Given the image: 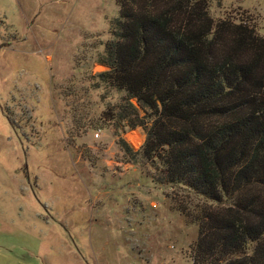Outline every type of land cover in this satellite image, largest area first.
Returning <instances> with one entry per match:
<instances>
[{
    "label": "rangeland",
    "instance_id": "1",
    "mask_svg": "<svg viewBox=\"0 0 264 264\" xmlns=\"http://www.w3.org/2000/svg\"><path fill=\"white\" fill-rule=\"evenodd\" d=\"M206 2L264 37V0ZM118 16L115 0H0V264H195L176 207L198 199L125 155L142 128L103 120L125 97L96 63Z\"/></svg>",
    "mask_w": 264,
    "mask_h": 264
},
{
    "label": "trees",
    "instance_id": "2",
    "mask_svg": "<svg viewBox=\"0 0 264 264\" xmlns=\"http://www.w3.org/2000/svg\"><path fill=\"white\" fill-rule=\"evenodd\" d=\"M115 2L96 63L125 97L103 120L142 128L134 155L120 141L125 155L159 163L163 184L198 199L176 207L198 229L195 264H264V37L216 23L206 0Z\"/></svg>",
    "mask_w": 264,
    "mask_h": 264
}]
</instances>
